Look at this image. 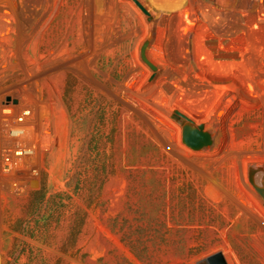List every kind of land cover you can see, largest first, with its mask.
Here are the masks:
<instances>
[{
    "label": "rangeland",
    "instance_id": "374dc122",
    "mask_svg": "<svg viewBox=\"0 0 264 264\" xmlns=\"http://www.w3.org/2000/svg\"><path fill=\"white\" fill-rule=\"evenodd\" d=\"M216 251L264 264V0H0V264Z\"/></svg>",
    "mask_w": 264,
    "mask_h": 264
},
{
    "label": "water",
    "instance_id": "95a60500",
    "mask_svg": "<svg viewBox=\"0 0 264 264\" xmlns=\"http://www.w3.org/2000/svg\"><path fill=\"white\" fill-rule=\"evenodd\" d=\"M184 137V143L190 146L201 145L204 141V134L195 128H190ZM198 264H227V262L224 254L221 251H216L206 256Z\"/></svg>",
    "mask_w": 264,
    "mask_h": 264
}]
</instances>
